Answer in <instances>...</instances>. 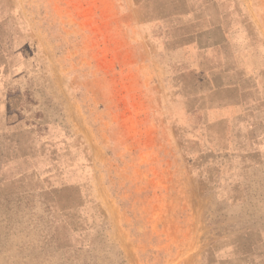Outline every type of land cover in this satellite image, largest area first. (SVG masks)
Here are the masks:
<instances>
[{
    "label": "rangeland",
    "instance_id": "obj_1",
    "mask_svg": "<svg viewBox=\"0 0 264 264\" xmlns=\"http://www.w3.org/2000/svg\"><path fill=\"white\" fill-rule=\"evenodd\" d=\"M0 264H264V0H0Z\"/></svg>",
    "mask_w": 264,
    "mask_h": 264
},
{
    "label": "crops",
    "instance_id": "obj_2",
    "mask_svg": "<svg viewBox=\"0 0 264 264\" xmlns=\"http://www.w3.org/2000/svg\"><path fill=\"white\" fill-rule=\"evenodd\" d=\"M210 93H212V94H219L220 91L219 90H211Z\"/></svg>",
    "mask_w": 264,
    "mask_h": 264
}]
</instances>
